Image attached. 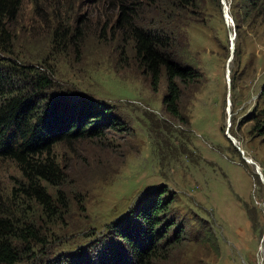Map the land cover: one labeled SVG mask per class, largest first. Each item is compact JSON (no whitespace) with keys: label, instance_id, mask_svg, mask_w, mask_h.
Here are the masks:
<instances>
[{"label":"rangeland","instance_id":"obj_1","mask_svg":"<svg viewBox=\"0 0 264 264\" xmlns=\"http://www.w3.org/2000/svg\"><path fill=\"white\" fill-rule=\"evenodd\" d=\"M118 3L23 1L10 24L13 58L53 76L52 99L73 94V104L85 94L80 103L105 106L119 125L56 146L65 182L48 191L61 218L50 222L30 200L11 204L23 178L10 160L0 159V202L41 228L47 245L35 264L121 259L110 225L166 190L168 240L150 264H264V182L248 163L264 176V17L246 0L130 1L140 27L170 36L168 56L201 74L179 82L175 116L166 79L155 90L130 40L112 33ZM66 26L82 36L59 47L53 35Z\"/></svg>","mask_w":264,"mask_h":264},{"label":"trees","instance_id":"obj_2","mask_svg":"<svg viewBox=\"0 0 264 264\" xmlns=\"http://www.w3.org/2000/svg\"><path fill=\"white\" fill-rule=\"evenodd\" d=\"M23 1L0 0V159L13 162L23 178L13 189L16 201L11 200V204L21 207L23 199L25 202L33 201L42 207L45 216L53 222L63 216V210L56 207L48 187L61 186L65 182V174L55 157L56 146L87 137H99L105 128H117L119 123L105 106L97 102L80 103L81 99L86 98L85 94L75 95H81V98L73 103L74 106L70 104V95L73 94H63L58 100L52 99L53 76L41 68L19 63L13 58L15 35L10 24L18 18ZM130 1L118 0L119 16L111 27L112 33L117 31L130 40L140 64L150 74L155 90L162 77L166 79L164 103L171 114L179 116V82H198L201 74L168 56L170 36L160 30L140 27L136 23L138 8ZM170 1L182 3L186 7L194 2ZM246 1L251 4V12L264 17V0ZM81 36V29L74 31L66 26L55 30L53 41L62 47L60 45L66 46ZM58 193V198L62 200V192ZM166 194L167 190L156 192L151 200L145 201V208L133 218L110 225L112 233L126 249L120 250L123 252L121 259L113 260L110 264H150L155 259L161 242L168 240L166 236L169 232L164 230V226L160 227L161 215L167 207ZM135 220L139 224L137 227H133ZM177 239L178 235L172 238L175 241ZM46 245L41 228L28 218V214L16 216L14 211L0 202V264H35V259L43 253ZM39 246L42 248L38 249Z\"/></svg>","mask_w":264,"mask_h":264},{"label":"water","instance_id":"obj_3","mask_svg":"<svg viewBox=\"0 0 264 264\" xmlns=\"http://www.w3.org/2000/svg\"><path fill=\"white\" fill-rule=\"evenodd\" d=\"M249 163V162H248ZM255 165V164H254ZM256 166V170H257V174L260 176V178L262 179V181L264 182V176H263V174L259 171L260 169H259V167L257 166V165H255Z\"/></svg>","mask_w":264,"mask_h":264},{"label":"bare ground","instance_id":"obj_4","mask_svg":"<svg viewBox=\"0 0 264 264\" xmlns=\"http://www.w3.org/2000/svg\"><path fill=\"white\" fill-rule=\"evenodd\" d=\"M247 161H248V159H247ZM251 162V163H250ZM249 164H252V165H254L255 163H253L252 161H249ZM256 165V164H255ZM254 165V166H255ZM257 171V170H256ZM260 171V170H259ZM261 172V171H260ZM262 173V172H261Z\"/></svg>","mask_w":264,"mask_h":264}]
</instances>
